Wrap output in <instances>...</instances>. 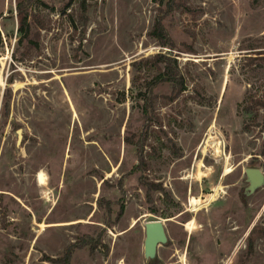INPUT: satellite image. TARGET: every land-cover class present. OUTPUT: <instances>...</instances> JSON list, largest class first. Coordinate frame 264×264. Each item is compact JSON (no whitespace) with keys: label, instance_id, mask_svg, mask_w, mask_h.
I'll use <instances>...</instances> for the list:
<instances>
[{"label":"rangeland","instance_id":"rangeland-1","mask_svg":"<svg viewBox=\"0 0 264 264\" xmlns=\"http://www.w3.org/2000/svg\"><path fill=\"white\" fill-rule=\"evenodd\" d=\"M22 1L0 0V264H59L85 236L97 247H76L71 264H148L158 219L156 264H264V186L244 194L246 169L264 172V132L240 106L264 99V0H189L163 20L186 89L169 100L168 83L154 88L141 169L126 139L145 130L138 83L157 72L132 63L168 51L149 35L157 0H33L27 38Z\"/></svg>","mask_w":264,"mask_h":264},{"label":"trees","instance_id":"trees-1","mask_svg":"<svg viewBox=\"0 0 264 264\" xmlns=\"http://www.w3.org/2000/svg\"><path fill=\"white\" fill-rule=\"evenodd\" d=\"M33 0H24L19 2L17 5V15L20 17V25L18 27V31L21 32V35L27 38L29 36L30 23L28 22V12L27 8L29 4L32 3ZM159 4L160 14L157 15L153 27L151 31H149V35L154 37L159 45L168 48L166 52H159L155 54L152 58L140 59L139 61H134L132 65L139 71L143 69H147L148 71H156L157 73L149 80H144L143 83H138L141 80L140 75H134L132 78V84L139 85L138 98L143 100V113H144V125L145 130L139 136L136 141H132V139L127 138V142H134L137 148V156H138V164L135 165V169H141L145 165V157H144V146L146 142V134L148 126L154 121V117L152 115L153 110V92L154 88L159 83H168L170 86V94L166 95L169 100H174L177 98L185 89L186 83L185 78L182 75L180 69L178 68L176 55L172 53V51L176 48V43L167 32L163 20L169 15L173 14L177 10H189L188 2L189 0H157ZM2 14L0 13V18ZM2 44L1 34H0V45ZM187 51L193 52V48L191 46H187ZM262 54V58L264 59V50L260 52ZM249 100V101H248ZM248 101V102H247ZM240 106H243V110L251 114L253 110H255L253 114L252 120L254 123H257V118L260 117L261 120L259 125L261 130L264 132V99L253 98L245 99L243 103H240ZM259 108L262 109V113L259 111ZM250 124L246 123L245 128H250ZM264 145V143H263ZM144 186H147V189H154L161 191V185H157L154 183H147L141 181ZM152 186V187H151ZM120 208L117 214V218H120L124 212V204L123 201L120 203ZM108 210H110L108 208ZM109 224V221L106 222ZM98 239L92 237H83L79 238L77 241L73 242L70 246L66 248V251L59 259V264H71L72 252L76 247H88L90 250H95L97 247ZM49 261L53 262V259H49ZM158 263V259L152 258L148 261V264H156Z\"/></svg>","mask_w":264,"mask_h":264},{"label":"water","instance_id":"water-1","mask_svg":"<svg viewBox=\"0 0 264 264\" xmlns=\"http://www.w3.org/2000/svg\"><path fill=\"white\" fill-rule=\"evenodd\" d=\"M246 180L248 186L245 188L244 194H252L258 188L264 186V172L260 168H247ZM164 221L166 220L158 219L147 222L145 225L144 253L148 259L154 258L157 254L158 246L168 240Z\"/></svg>","mask_w":264,"mask_h":264},{"label":"bare ground","instance_id":"bare-ground-1","mask_svg":"<svg viewBox=\"0 0 264 264\" xmlns=\"http://www.w3.org/2000/svg\"><path fill=\"white\" fill-rule=\"evenodd\" d=\"M2 84H3V81H2ZM74 112H75V116H77L76 110H74ZM210 138H212V136H210ZM199 165H200V168H199V170L197 172V179L200 180V179H202V177L205 176V174L202 171L203 163L200 162ZM231 171H232V168H230L229 166H227L225 168V170H224V176L225 175H228L229 173H231ZM36 178H37V181H38V183L40 185H45L46 184V175L44 174L43 171H39L37 173V175H36ZM213 198H214V195H211L208 200L209 201H212ZM201 205H202V198H198V197L191 196L190 197V204H189L190 207L187 208V211L198 212V210H200L201 207L203 206V205L202 206ZM135 224H136V220H133L132 221V226H134ZM39 225H40V227H41L42 230L45 229V226H46L45 223H39ZM185 227H186V230L188 232L192 233L193 230H194V228H195L193 219L191 221H189L188 223H186L185 224ZM182 262H183V264H186V261H185L184 258H183Z\"/></svg>","mask_w":264,"mask_h":264}]
</instances>
